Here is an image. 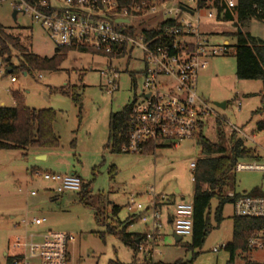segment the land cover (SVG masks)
<instances>
[{
    "label": "rangeland",
    "instance_id": "obj_1",
    "mask_svg": "<svg viewBox=\"0 0 264 264\" xmlns=\"http://www.w3.org/2000/svg\"><path fill=\"white\" fill-rule=\"evenodd\" d=\"M18 6L20 0L0 1V24L18 36L19 43L33 54L51 57L55 45L32 20L30 12ZM200 28L209 45L225 47L207 57V64L198 74L197 94L211 109L202 118L200 132L210 141L229 148L230 128L235 126L244 143L262 155L264 130H257L256 122L264 121V112L254 111L262 107L264 88L261 81L242 80L235 75L236 39L231 33L236 27L232 22L211 19L201 21ZM243 30L264 38L263 22L251 20ZM18 53L12 49L10 61L15 65ZM4 58L0 56V106H13L11 91L18 90L27 107L52 108L57 113L53 129L59 145L46 150L0 149V264H8L9 257L16 253L12 243L25 234V228L18 223L30 217H45L46 222L28 229V233L34 228L40 231L50 228L71 235L67 249L69 264H245L253 258V253L241 246L233 252L226 249L232 241L234 219L230 202L223 207L222 221L218 225L213 222L203 246L194 250H186L182 245L190 241L189 236L182 239V244L174 241L173 227L164 219L162 240L154 243L149 255L137 250L135 259L132 249L106 234L108 224L124 225L129 220L127 203L146 204L151 190L157 195L164 194L170 202L180 201V193L183 201H191L190 162L201 156L198 135L173 147L167 141L161 142L149 154L117 153L106 147L110 114L130 104L139 91L143 62L138 50L120 60L72 50L59 70H20L13 74L5 72ZM112 84L116 88L108 92ZM60 87H75L79 102L55 90ZM35 172L76 173L86 186V202L80 200L78 192L55 193L51 190L54 185L41 175H34ZM228 190L240 195L251 194L253 190L264 193V173L234 171ZM30 191L36 195L31 196ZM216 205L217 200L212 199V211ZM114 206L119 207L116 216H112ZM98 212L102 213L100 221L96 220ZM148 227L149 224L136 220L126 230L142 233Z\"/></svg>",
    "mask_w": 264,
    "mask_h": 264
},
{
    "label": "built area",
    "instance_id": "obj_2",
    "mask_svg": "<svg viewBox=\"0 0 264 264\" xmlns=\"http://www.w3.org/2000/svg\"><path fill=\"white\" fill-rule=\"evenodd\" d=\"M222 1L229 11L236 5V0ZM199 3L200 0H51L29 5L20 0L18 8L30 12L32 20L57 48L85 49L119 60L134 49L141 53L143 68L139 91L130 103L127 139L120 152L142 154L149 144L157 147L167 141L178 145L194 138L200 131L202 118L211 111L197 94L198 74L207 64V57L225 47L209 45L200 24L203 20L217 19V11L201 7ZM14 80L11 77V81ZM115 88L112 84L108 92ZM230 131L240 133L235 126H231ZM194 168L195 162H192V182ZM242 170L264 173V154L238 160L235 171ZM36 174L52 183L51 190L57 194L81 189L82 180L74 173ZM29 194L34 196L36 192ZM225 196L231 201L234 218L259 222L247 237L245 251L254 256L245 264H264V196L240 195L230 190ZM164 200L151 190L146 204L127 205L131 215L149 224L137 242V250L142 254L149 255L154 243L162 240L161 204ZM45 222V217L19 221L25 234L14 239L12 247L16 253L10 256L8 264H69L67 249L71 235L50 228L41 231L34 228L28 233V229ZM171 222L173 233L182 239L191 236V201L175 203Z\"/></svg>",
    "mask_w": 264,
    "mask_h": 264
},
{
    "label": "trees",
    "instance_id": "obj_3",
    "mask_svg": "<svg viewBox=\"0 0 264 264\" xmlns=\"http://www.w3.org/2000/svg\"><path fill=\"white\" fill-rule=\"evenodd\" d=\"M22 1L33 5L39 1L50 2L51 0ZM199 5L204 8H215L217 19L237 24L236 31L231 33L236 39L235 75L242 80L261 81L264 88V38L255 37L250 32L243 30V27L251 20L264 23V0H236V5L231 11L225 9L222 0H200ZM149 35H153V33ZM19 41L18 36L12 35L0 24V56H5L3 61L6 63V73L13 74L20 70L29 72L32 69L56 71L67 58L69 51H89L69 46L56 47L51 57H40L33 54L28 47L21 45ZM12 49L19 52L18 64L16 65L10 61ZM55 90L63 95H70L75 103L79 102V96L75 94V87L70 89L60 87L55 88ZM11 96L15 102L14 106H0V149L46 150L58 147L59 138L53 129L56 111L52 108L27 107L18 90H12ZM261 103L262 107L257 108L254 111L255 114L264 112V95L261 97ZM129 111L130 104L109 116V136L106 147L110 148L112 152L120 153V147L127 139ZM256 129L264 130L263 120L256 122ZM197 135L201 156L196 160L192 173L194 179L191 199L193 206L192 234L189 242L183 243L181 240L177 243H183L182 245L186 250L201 248L213 228V222L218 225L222 221L223 207L227 202H231L225 194L228 191L230 174L235 171L237 161L243 158L253 159L257 155L256 149L247 146L235 131L230 133L229 148L222 146L219 142L210 141L200 131ZM155 148L153 144H149L144 148L143 153H153ZM78 193L80 200L86 202L87 191L83 182ZM251 195L264 196V193L253 190ZM212 199L217 200V205L213 211L210 208ZM118 210L119 207L114 206L112 216H116ZM101 217L102 213L98 212L96 220L100 221ZM118 223V225L108 224L106 234L117 237L125 246L132 249L133 259H135L137 240L141 235L128 232L126 230L129 225L127 222L124 225ZM258 226L259 222L256 220L234 218L232 241L226 246V249L233 252L238 246H241L246 250L247 237ZM9 260L10 257L8 262ZM189 262L191 263V261Z\"/></svg>",
    "mask_w": 264,
    "mask_h": 264
},
{
    "label": "crops",
    "instance_id": "obj_4",
    "mask_svg": "<svg viewBox=\"0 0 264 264\" xmlns=\"http://www.w3.org/2000/svg\"><path fill=\"white\" fill-rule=\"evenodd\" d=\"M15 103V102H14ZM14 106V105H13ZM168 146H176V145H172L171 143H169ZM158 148V145L157 147L155 148V150ZM155 150L153 151V153L155 152ZM144 154V153H143ZM147 154V153H145ZM196 162V161H195ZM192 162H190L191 164ZM36 169V168H35ZM31 171V170H30ZM76 174V173H74ZM30 175V174H29ZM193 183V182H192ZM164 194H162L161 196H163ZM179 199L182 200L183 199V196L182 194L180 193L179 195ZM172 203V204H171ZM175 199H173V202H170V200L168 199H165L162 204H161V207H162V218H161V222L163 221L162 219H164L165 222H167L168 224L172 225V222H171V219H172V216H173V213H174V207H175ZM130 203H127V205H129ZM138 220L136 216H133L130 214L129 212V220H127L126 222L131 226V224ZM145 232V231H144ZM144 232L142 233H137V234H143ZM131 233H134V232H131ZM163 238V237H162ZM6 255V254H5Z\"/></svg>",
    "mask_w": 264,
    "mask_h": 264
},
{
    "label": "water",
    "instance_id": "obj_5",
    "mask_svg": "<svg viewBox=\"0 0 264 264\" xmlns=\"http://www.w3.org/2000/svg\"><path fill=\"white\" fill-rule=\"evenodd\" d=\"M16 13H17V10H15V11L13 12V16H14V17H15V15H16ZM233 27H237V24H236V23H233ZM216 104L219 105V106H224V105H225V103H216ZM182 200H183V199H182ZM173 238H174V241H175L176 243H178V242H180V241L182 240V237L176 235L175 233H173ZM137 242H138V240H137Z\"/></svg>",
    "mask_w": 264,
    "mask_h": 264
}]
</instances>
